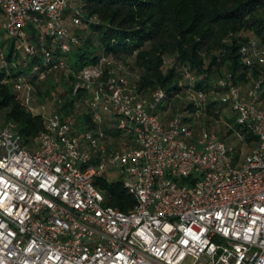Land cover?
<instances>
[{
	"label": "built area",
	"instance_id": "2783aa9c",
	"mask_svg": "<svg viewBox=\"0 0 264 264\" xmlns=\"http://www.w3.org/2000/svg\"><path fill=\"white\" fill-rule=\"evenodd\" d=\"M76 7V0H0L2 25L24 59L38 48L24 31L33 26L42 59L31 73L72 72L74 93L81 89L95 121L81 129L55 109L32 147L12 122H0V264H264V84L246 94L230 77L220 80L237 120L255 136L242 160L207 127L195 132L185 111L162 119L166 92L141 94L123 60L105 55L76 71L55 60V46L80 44L67 24L81 22ZM250 48L264 63V45L252 38ZM0 62L3 82L13 79L21 103L39 112L33 81L10 75L1 46ZM109 170L129 173L123 183L135 202L128 209L108 203L96 183Z\"/></svg>",
	"mask_w": 264,
	"mask_h": 264
},
{
	"label": "trees",
	"instance_id": "16d2710c",
	"mask_svg": "<svg viewBox=\"0 0 264 264\" xmlns=\"http://www.w3.org/2000/svg\"><path fill=\"white\" fill-rule=\"evenodd\" d=\"M76 2V8L81 10V22L73 24L68 19L67 24L70 28L74 27L71 30L80 38V44L72 45L70 50H63L59 46L53 49L55 60L64 58L67 62L69 53L73 49L77 50V59L69 64L74 71L86 64L98 62L102 56L113 55L123 60L127 67L131 66V72L138 74L135 81L141 94H150L162 88L166 92L163 101L169 100L188 85L183 83V77H188L186 71H189L196 77L194 87L203 95H208L210 105L218 103L221 108L230 102L228 98L224 99L228 90L227 86L220 83L221 79L230 77L238 85L249 81H261L264 84L263 64L250 48L252 38L257 40L259 46L264 45V0ZM71 11L68 9L67 12ZM28 24L32 25L30 22ZM30 38L36 40L38 48L25 59L23 55L19 59L20 52L15 40L4 49L6 58L12 63L10 75L28 74L37 97L41 100L55 98L56 110L64 118L74 117L76 124L83 129L94 127L92 112L81 101L83 92L80 89L74 93L75 76L72 72L69 76L64 73L61 89L50 72L44 79H38L36 73H31L33 65L41 63L42 50L34 30ZM244 46L248 48L245 52L242 50ZM16 62L18 64L13 65ZM14 67L19 69L15 71ZM7 73V68L1 64L0 122H12L14 129L21 134L22 142L32 147L45 125V118L42 113H35L21 103L13 79L3 82ZM57 89L59 93L56 97ZM215 94L219 97L211 98ZM191 109L195 110L194 106ZM235 121L228 132L235 130L244 139H255L236 117ZM96 183L105 190L108 203L114 206L128 209L135 202V197L121 179L109 180L102 175Z\"/></svg>",
	"mask_w": 264,
	"mask_h": 264
},
{
	"label": "rangeland",
	"instance_id": "374dc122",
	"mask_svg": "<svg viewBox=\"0 0 264 264\" xmlns=\"http://www.w3.org/2000/svg\"><path fill=\"white\" fill-rule=\"evenodd\" d=\"M73 1V0H72ZM78 1V0H77ZM5 19V16L3 14L0 15V46L4 49H7V46L9 43H13L15 38L13 36H10L9 33L5 30V28L2 25V21ZM32 25L27 24L24 27V31L27 36H30L33 32ZM71 29L73 30L74 27L71 26ZM89 32V29L87 30ZM85 31V32H86ZM248 34H251L250 31H247ZM3 41L4 44L2 43ZM36 44V40H33ZM17 45L19 46V52L21 60L22 57V49L19 45V42H17ZM77 50L73 49L68 55L70 58H68V63L72 64L77 59ZM252 61L255 60V58H251ZM257 59V56H256ZM263 64V79H264V63ZM1 65V62H0ZM129 70H133L131 66L127 67ZM19 67H14V70H18ZM139 72V71H138ZM54 81L58 82V87L61 89L62 80L65 77L63 70H55L51 71L49 73ZM196 80V77H190L185 76L183 77V83L188 84L186 87L183 88L182 91L177 93L176 95L172 96L169 100H164L160 107L157 108V113L159 116H161L162 119L168 120L173 115L176 114L178 110H183L185 113L190 116L188 119L190 124L193 126L194 131L198 132V130L202 127H207L214 135L220 136L224 139H226L229 143L235 145L238 147V149L241 152V158L242 160L246 159L247 156L252 151V145L254 144L253 140H247L244 138H241L240 135L234 130L232 132H228L229 128H233V123H236L235 121V111L233 110L231 103H226L225 106L221 108V106L216 103L215 105H210V100L208 95H199L198 89L194 87V82ZM256 81H249L243 85H240L241 90L243 93H248L250 88L253 87ZM59 93L58 89L55 90V94ZM212 93V92H211ZM32 96L34 97L32 100V104L35 106V110L39 111L43 114V116H47L50 114L51 111L56 109V105L53 104L54 99L48 97L45 100H41L39 97H37L36 89L34 88V91L32 92ZM147 97L150 96V94H146ZM219 97V95H213L211 98ZM260 103L264 105V99L261 98ZM191 104L194 106L195 110L191 109ZM81 129H83L81 127ZM105 176L109 180H126L129 177V173L127 171H121V170H109L105 173ZM192 260H188L187 264H191Z\"/></svg>",
	"mask_w": 264,
	"mask_h": 264
}]
</instances>
